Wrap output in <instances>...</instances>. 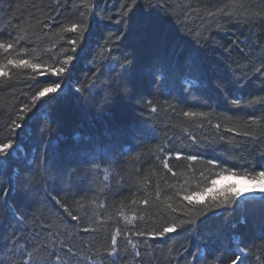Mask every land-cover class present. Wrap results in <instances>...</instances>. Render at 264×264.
<instances>
[{
	"label": "trees",
	"instance_id": "16d2710c",
	"mask_svg": "<svg viewBox=\"0 0 264 264\" xmlns=\"http://www.w3.org/2000/svg\"><path fill=\"white\" fill-rule=\"evenodd\" d=\"M131 2L0 0V45L15 40L0 64L45 72L13 65L0 76V145L17 149L0 162V262L220 264L238 247L245 264H264V193L236 204L216 195L243 188L224 178L264 170V0H138L125 21ZM84 17L80 41L68 30ZM194 54L203 72L182 73ZM67 55L64 85L47 70ZM54 82L62 91L21 111Z\"/></svg>",
	"mask_w": 264,
	"mask_h": 264
},
{
	"label": "snow or ice",
	"instance_id": "6c2138e0",
	"mask_svg": "<svg viewBox=\"0 0 264 264\" xmlns=\"http://www.w3.org/2000/svg\"><path fill=\"white\" fill-rule=\"evenodd\" d=\"M137 2H138V0H132L131 5L128 7L127 11L122 13L123 20L128 21V20L134 19V16L129 15V13L132 12V9L135 7ZM150 15H151V13H146V16H150ZM118 23H119V21H118ZM87 30H88L87 17H84V23H80V24L72 23V26L68 31L69 32H76L78 35V39L80 41H82L83 40V34ZM2 35H3V33L0 32V36H2ZM117 38L119 39L120 37H117ZM14 43H15V40H13V43H8L6 46L0 45V47H6L7 49L14 51ZM70 43L73 45V48L71 50L73 52H75V46L77 45V39L71 40ZM73 59H74L73 55H67L65 57V59L63 60L64 66L50 67L47 70V74L60 77L61 79L64 80V85H66L67 79L65 77L69 71V66L71 65V62L73 61ZM187 64H188L189 70L195 69L197 72H200V73L203 72V64L199 60L198 54H194L193 58L191 60L187 61ZM13 65H15L16 67L22 66V67L27 68V69H32L33 71L38 72L39 75H45V72L40 69V65H38V64L29 63L26 60H11V59H9L6 65L0 64V76H7L8 73H7V71H5V69L7 67H10ZM121 67L123 68V72L120 74L121 76L130 72V69H131L130 62H126ZM160 74L163 75V73H160ZM31 79L33 81H35L36 84L41 83V81H39L38 77H36V76L32 77ZM185 79H187V78H185ZM196 80H197V77H193L191 79V83L195 84ZM29 87H31V85H29ZM92 87H93L92 85L88 86L89 92L92 91ZM62 89H63V86L60 82H54L53 84H51L49 86L43 87L39 91L35 92V94L31 97V101H32L31 107L28 104H25L21 111L22 112L23 111H29V112L32 111V108L36 107L35 102L37 100H40L42 97H44L45 94L57 93L58 91H62ZM80 90L81 89H76V91H78V92ZM232 103L235 106H240L241 105V99H235L234 101H232ZM248 103H253V102H248ZM37 111H39V109H37ZM152 111H155V108H153ZM186 115H196V113H186ZM23 118H24L23 115L18 116V119H20V120H22ZM13 124H15V126L17 128L23 127V125L20 123H17V121H13ZM229 131H231V129H229ZM242 135L245 137H248L250 135V133L244 132V133H242ZM16 150L17 149L11 140L8 143H4V144L0 145V162L6 161L7 158L12 154V152L16 151ZM262 154H264V153H262ZM188 159L194 161V160H197L198 157L195 155H192V156H189ZM208 163L213 167L220 166L219 161L216 159H212V160L208 161ZM233 174H235V173H233ZM250 179L252 181H259L262 184H264V170L255 171L254 174L251 175ZM216 183H217L216 180L211 181L213 188H215ZM209 191H211V189H209ZM255 191H256L255 188L241 190V189H238L237 186L233 184V185L229 186L228 188L224 189L222 192L216 193V195L221 196L225 200V202H231L232 204H236L239 202L240 199L246 198L247 196H249L251 193H254ZM259 192L264 193V187H259ZM24 195L28 196L29 194L24 193ZM184 199L191 202L192 197L191 196H185ZM260 199L264 200V196H261ZM145 203H147V201H145ZM209 213L215 215L216 211L214 208H209L207 211L203 212L201 217L199 218L200 223H204V221L208 218ZM72 219H76V217H72ZM184 223L196 224V222L192 221V220L182 221L180 225L173 224L171 226L162 228V230H160L158 232H153L151 234V238L153 240H156L157 238H163L166 236V234L176 231L178 227H183ZM198 226L199 225H197V227ZM138 235H144V233H138ZM208 240H209V243L211 244L213 242V237L211 235H209ZM111 244H112V251L109 253V256L114 258L118 254L117 249H116L117 240H116L115 236L112 237ZM55 255L56 254L53 253V256H55ZM242 256H243L242 250L237 247L235 250H233L232 257L229 258L227 261L223 257H219L217 259H219L220 264H245V261L242 258ZM0 264H2V262H0ZM29 264H39V261L30 260Z\"/></svg>",
	"mask_w": 264,
	"mask_h": 264
},
{
	"label": "rangeland",
	"instance_id": "374dc122",
	"mask_svg": "<svg viewBox=\"0 0 264 264\" xmlns=\"http://www.w3.org/2000/svg\"><path fill=\"white\" fill-rule=\"evenodd\" d=\"M224 180H235L238 185H241L243 187L242 190L255 188L256 191L254 193H251L249 196L260 194L261 192H259V187H264V184L259 181H250L248 179L236 177L234 175L229 176L228 178H224Z\"/></svg>",
	"mask_w": 264,
	"mask_h": 264
},
{
	"label": "bare ground",
	"instance_id": "6f19581e",
	"mask_svg": "<svg viewBox=\"0 0 264 264\" xmlns=\"http://www.w3.org/2000/svg\"><path fill=\"white\" fill-rule=\"evenodd\" d=\"M181 67H182V71H181V72L184 73V74H186L187 71H188V69H189V68H188V64H187L186 66H185V65H182ZM184 83H185V82H182V84H184ZM56 256H57V255H56Z\"/></svg>",
	"mask_w": 264,
	"mask_h": 264
}]
</instances>
